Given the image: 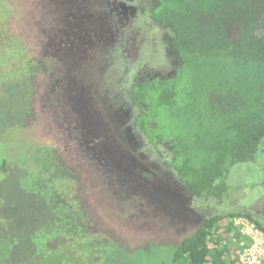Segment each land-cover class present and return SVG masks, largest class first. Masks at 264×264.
Returning a JSON list of instances; mask_svg holds the SVG:
<instances>
[{"label":"rangeland","instance_id":"obj_1","mask_svg":"<svg viewBox=\"0 0 264 264\" xmlns=\"http://www.w3.org/2000/svg\"><path fill=\"white\" fill-rule=\"evenodd\" d=\"M11 1L12 8L0 0V151L17 165L0 180V264H170L175 243L200 220L178 200L179 190L174 195L160 182L159 171L144 182L138 163L150 159L140 158L146 146L133 150L116 140L109 109L140 70L171 72L175 54L165 48L164 28L147 16L144 0ZM9 28L43 61V71L28 76L25 48L9 38ZM160 122L183 127L164 110ZM87 124L102 138H83ZM41 146L76 172L94 233L83 234V214L71 217L48 198L65 190L66 180ZM219 223L233 225L218 239L245 264L239 250L250 241L247 220L232 215Z\"/></svg>","mask_w":264,"mask_h":264},{"label":"trees","instance_id":"obj_2","mask_svg":"<svg viewBox=\"0 0 264 264\" xmlns=\"http://www.w3.org/2000/svg\"><path fill=\"white\" fill-rule=\"evenodd\" d=\"M4 1L12 8L11 0ZM144 6L147 16L169 32L175 72L135 82L132 101L140 110L138 120L153 142H170L171 165L192 195L210 199L218 191L214 182L253 159L264 141V0H144ZM9 29V38L25 48L28 76L43 71V61L31 56L28 44ZM163 110L183 127L163 125ZM43 149L66 180L65 190L55 188L48 198L63 204L71 217L83 214V234L94 233L76 172L54 149ZM12 160L0 151V180L17 165ZM220 220L201 222L175 243L170 264H240L217 234L233 225L222 227ZM241 237L237 232L235 240Z\"/></svg>","mask_w":264,"mask_h":264},{"label":"flooded vegetation","instance_id":"obj_3","mask_svg":"<svg viewBox=\"0 0 264 264\" xmlns=\"http://www.w3.org/2000/svg\"><path fill=\"white\" fill-rule=\"evenodd\" d=\"M159 27L161 28L160 25ZM164 31V35L169 37V32L166 29H164ZM163 39L165 38L163 37ZM167 44L168 41L165 39V48L167 47L168 51L169 45L167 46ZM174 72L175 63L173 60L172 70L169 74H159L140 70L137 73L139 76L135 82L137 80H142L145 75L146 77H164L170 76ZM135 82L131 85L129 84L127 87L124 86L123 89L127 91L125 98L120 102L118 101L116 104H114V102L110 103L109 109L113 122L110 128L116 132H113L114 138H119L116 140L119 141L123 138L125 144L128 145L129 143V146L133 150H135L136 146L138 148L146 146L145 150L139 153L140 158L143 159L148 156L150 159L145 165L143 160L142 165L141 163H138L139 165L137 164L141 169V173L144 171L143 175L146 177L144 182L148 184L151 180L149 178L152 177L154 179L156 176L160 175V179H165V181L160 180V182L167 186L174 195L176 191L179 190L183 198L180 196L181 199L178 200L196 214V218L198 217L200 220L198 227L201 222L203 223L210 218L222 219L232 215H240L264 234V141L261 143L253 159L233 167L228 172L224 181L217 180L214 182L216 190L218 191L210 199L195 197L188 190L186 183L180 179L177 170L171 165L172 152L170 142L168 140L153 142L140 124L138 120L140 110L132 101ZM113 107H116L114 111L112 110ZM83 128L87 130L83 138L85 136L89 138H102L98 134H93L91 136L93 128L88 124L84 125ZM70 138L74 137L71 136ZM98 143L99 145L103 144L101 140ZM146 150L149 152L151 151V153H147ZM132 157L135 159V154H133ZM133 162L135 164V161ZM156 171H159L158 175L155 173ZM83 185L85 188V184H82V186ZM180 187L181 190L179 189ZM90 202L89 199L85 200L87 207H90Z\"/></svg>","mask_w":264,"mask_h":264},{"label":"built area","instance_id":"obj_4","mask_svg":"<svg viewBox=\"0 0 264 264\" xmlns=\"http://www.w3.org/2000/svg\"><path fill=\"white\" fill-rule=\"evenodd\" d=\"M248 223L242 225L243 232L250 241L240 242L241 261L245 264H264V234L254 225ZM240 225L237 224V226Z\"/></svg>","mask_w":264,"mask_h":264},{"label":"water","instance_id":"obj_5","mask_svg":"<svg viewBox=\"0 0 264 264\" xmlns=\"http://www.w3.org/2000/svg\"><path fill=\"white\" fill-rule=\"evenodd\" d=\"M128 154V156H129V158H130V160L131 161H135V159L132 157V155H130L129 153H127ZM132 157V158H131ZM179 193V192H178ZM180 194V193H179Z\"/></svg>","mask_w":264,"mask_h":264}]
</instances>
